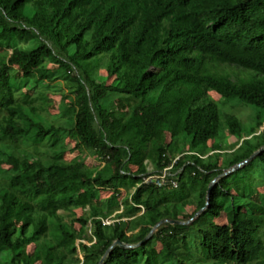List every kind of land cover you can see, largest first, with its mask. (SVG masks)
<instances>
[{
    "label": "trees",
    "instance_id": "obj_1",
    "mask_svg": "<svg viewBox=\"0 0 264 264\" xmlns=\"http://www.w3.org/2000/svg\"><path fill=\"white\" fill-rule=\"evenodd\" d=\"M0 49V264H99L194 218L246 160L197 218L103 264H264V192L227 181L264 165V0H0ZM233 100L259 108L247 133ZM67 139L103 166L66 160ZM171 166L177 187L144 182Z\"/></svg>",
    "mask_w": 264,
    "mask_h": 264
},
{
    "label": "rangeland",
    "instance_id": "obj_2",
    "mask_svg": "<svg viewBox=\"0 0 264 264\" xmlns=\"http://www.w3.org/2000/svg\"><path fill=\"white\" fill-rule=\"evenodd\" d=\"M0 52H1V49H0ZM0 55H2V54L0 53ZM102 65H106V63L102 64ZM49 67L54 69V68H56V65L55 64H49ZM221 67H222V70H224L225 72L232 74V77L234 79H236L238 75H240V77H242V78H247L248 76H246V75L248 73L249 74L255 73L252 70L243 68V67L238 66L236 64L222 63ZM100 72H101V74L106 75L107 74L106 67L105 66L100 67ZM21 74H22L21 70H18V75H21ZM113 79H114L113 77L110 78L109 82H111ZM64 90L66 93L70 94V92L67 88L64 87ZM23 91L27 92V89H24ZM210 95L213 97V99L220 100V95L217 92L212 91V92H210ZM48 96L51 98V101H52L51 104L49 105V113L51 115L58 114L59 113V105L61 102V95L59 93L55 94V93L49 92ZM117 103L119 104L120 108H122V109L125 108L124 103H122L121 101L118 100ZM222 111L223 112L228 111V112L233 113L235 116H237L240 119V121L242 122V125L245 129V132L247 133L256 124V114L258 113L259 108L254 106V105H251V104H246V103L239 102L238 100H233V101L225 104L224 108L222 107ZM56 119H58L60 121L63 120L62 117H58ZM261 130H264V125L262 126ZM217 140L219 142L223 143L224 146L230 147L233 143L239 141V137L236 135L230 134L228 130H224ZM67 142L69 143L70 148L73 150H69L64 155V158L66 160L69 161L74 157H77V156L83 157L84 156L85 162L87 165L92 166L96 163H98V164L100 163L103 166V162L100 159H98L95 156L90 155V154L86 155L79 148H76V146H75L76 143L74 140L67 139ZM208 144L211 145L212 142L209 141ZM247 161L248 160L242 162V165L246 164ZM146 163L148 164L149 172H153L154 171L153 165L147 160H146ZM2 167L9 168V165L3 164ZM227 181L229 182V184L236 187V188H234L235 190H237L238 187L239 188H245L246 193L250 192V190L252 188H254L255 192L256 191L257 192L253 198L256 201H259V197L261 198V194L264 192V165L261 164V162H259V160L257 159L252 163L251 168L249 170H242V171H239L237 173H234L227 178ZM109 194H110L109 191L103 190V192L101 193V196L107 197ZM87 209L83 210L81 208H76V209H74V215L70 214L69 212H65L63 210H59V213L66 215L65 216L66 221H71L72 219H74V217L81 216ZM194 209H195V205L187 206L185 212L181 215V219L184 221H190L188 219H189L190 215L192 214V212L194 211ZM107 221L110 222L111 220L110 219L106 220V223H107ZM215 221L219 224L226 223L227 218H226L225 213H222V215L219 218H216ZM75 225L77 227H79L78 223H75ZM89 234H90V232H89ZM82 242L88 243L86 240H78L77 241V245L79 247V256L80 257H83V253H82L81 248H80V243H82ZM191 243H192L193 247L196 248V246L194 245L195 242L191 241ZM33 247H34V244L28 245L27 251L32 252ZM157 248L159 250L161 249L160 243L158 244ZM200 255L201 254H199V256ZM210 263H212V261L209 260L207 262V264H210Z\"/></svg>",
    "mask_w": 264,
    "mask_h": 264
},
{
    "label": "water",
    "instance_id": "obj_3",
    "mask_svg": "<svg viewBox=\"0 0 264 264\" xmlns=\"http://www.w3.org/2000/svg\"><path fill=\"white\" fill-rule=\"evenodd\" d=\"M264 151V146L259 149L258 151H256L250 159H252L254 156H256L257 154L261 153ZM242 163H239L233 167H231L230 169H228L227 171L223 172L222 174L218 175L211 183L210 185V188H209V193H208V204L205 208L201 209L199 212L196 213L195 217L194 218H197L209 205H210V195H211V192L214 188V186L216 185V183L222 178L224 177L225 175H228L229 173L235 171L236 169L242 167ZM194 218H192L190 221H192ZM190 221H184V220H169V219H163L161 220L160 222H158L152 229L151 231L149 232V234L139 243L137 244H127V243H124L120 240H117L113 243V245L107 250V252L105 253V255L103 256V258L101 259L100 263L99 264H103V262L105 261L107 255L110 253L111 249L115 246V245H121L122 247H126V248H133V247H137V246H140L141 244H143L144 242L148 241L152 236L153 234L162 226L164 225L165 223H172V224H187L189 223Z\"/></svg>",
    "mask_w": 264,
    "mask_h": 264
},
{
    "label": "built area",
    "instance_id": "obj_4",
    "mask_svg": "<svg viewBox=\"0 0 264 264\" xmlns=\"http://www.w3.org/2000/svg\"><path fill=\"white\" fill-rule=\"evenodd\" d=\"M144 182L146 183H155L158 186H167L170 188L177 187L178 182L175 178V174L172 173V166L164 168L158 173H150L144 177ZM144 211V208H143ZM107 223H110L107 221Z\"/></svg>",
    "mask_w": 264,
    "mask_h": 264
}]
</instances>
